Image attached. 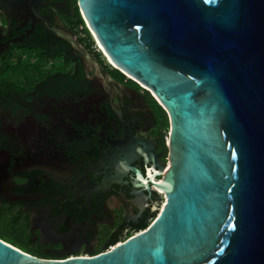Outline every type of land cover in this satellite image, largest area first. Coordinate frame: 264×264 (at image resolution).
Returning <instances> with one entry per match:
<instances>
[{
  "label": "water",
  "instance_id": "95a60500",
  "mask_svg": "<svg viewBox=\"0 0 264 264\" xmlns=\"http://www.w3.org/2000/svg\"><path fill=\"white\" fill-rule=\"evenodd\" d=\"M77 1L104 55L170 115L171 165L149 180L165 205L112 250L40 259L0 238V264H264V0ZM31 5L34 15L42 3Z\"/></svg>",
  "mask_w": 264,
  "mask_h": 264
},
{
  "label": "flooded vegetation",
  "instance_id": "af4514ba",
  "mask_svg": "<svg viewBox=\"0 0 264 264\" xmlns=\"http://www.w3.org/2000/svg\"><path fill=\"white\" fill-rule=\"evenodd\" d=\"M31 2L0 0V218L20 221L40 259L97 255L147 230L165 205L149 180L171 165L170 115L91 33L74 34L77 0H41L34 15ZM37 17L73 33L100 66Z\"/></svg>",
  "mask_w": 264,
  "mask_h": 264
},
{
  "label": "trees",
  "instance_id": "16d2710c",
  "mask_svg": "<svg viewBox=\"0 0 264 264\" xmlns=\"http://www.w3.org/2000/svg\"><path fill=\"white\" fill-rule=\"evenodd\" d=\"M82 27V31H79V29ZM74 34H77L82 38H85V41L91 39V35L89 30L84 24V21L80 18L79 21L75 23L73 26ZM94 45V42L88 44V49L91 48V46ZM49 61V60H48ZM18 64L16 62H10L9 67H15ZM34 66V64L30 63L27 66ZM0 237H2L5 242L12 244L13 246L21 249L23 252L29 254L33 253L29 251L23 244L22 239H20V221L16 218L12 217H1L0 218ZM33 256V255H32Z\"/></svg>",
  "mask_w": 264,
  "mask_h": 264
},
{
  "label": "built area",
  "instance_id": "2783aa9c",
  "mask_svg": "<svg viewBox=\"0 0 264 264\" xmlns=\"http://www.w3.org/2000/svg\"><path fill=\"white\" fill-rule=\"evenodd\" d=\"M79 31H82V27L79 29ZM97 47H99L98 45H96Z\"/></svg>",
  "mask_w": 264,
  "mask_h": 264
},
{
  "label": "clouds",
  "instance_id": "9594fccd",
  "mask_svg": "<svg viewBox=\"0 0 264 264\" xmlns=\"http://www.w3.org/2000/svg\"><path fill=\"white\" fill-rule=\"evenodd\" d=\"M96 45H97V43H96Z\"/></svg>",
  "mask_w": 264,
  "mask_h": 264
}]
</instances>
